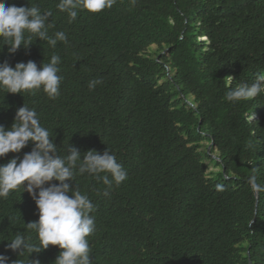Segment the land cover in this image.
<instances>
[{"label": "trees", "instance_id": "trees-1", "mask_svg": "<svg viewBox=\"0 0 264 264\" xmlns=\"http://www.w3.org/2000/svg\"><path fill=\"white\" fill-rule=\"evenodd\" d=\"M4 2L51 11L49 34L64 31L67 43L33 38L11 55L0 43V63L13 68L29 60L39 68L58 55L62 78L56 99L0 91V125L10 129L25 104L61 156L69 145L82 156L109 149L127 172L108 195L88 174L70 182L95 207L92 264H264V190L247 183L255 175L264 189V93L225 98L264 75V0H115L99 13L79 11L72 23L59 0ZM93 79L103 83L90 91ZM208 161L220 171L208 172ZM37 219L22 187L0 197L7 264H54L57 246L29 257L7 248L16 232L35 243L24 224Z\"/></svg>", "mask_w": 264, "mask_h": 264}, {"label": "clouds", "instance_id": "clouds-1", "mask_svg": "<svg viewBox=\"0 0 264 264\" xmlns=\"http://www.w3.org/2000/svg\"><path fill=\"white\" fill-rule=\"evenodd\" d=\"M114 2L115 0H59L56 7L72 23L79 11L99 13L110 8ZM51 16V11L41 12L37 6L17 7L15 4L6 5L4 0H0V43L8 46L10 55L21 47L28 49L33 44V38L46 42L52 48L58 42L67 43L64 31L49 34V29L54 27L50 22ZM60 62L61 58L53 54L49 62H44L39 68L31 60L16 63L14 68L7 61L0 63V91L32 94L42 90L50 99H56L60 94L62 79L57 67ZM102 83V79L90 80L88 88L90 91L94 90ZM261 93H264V75H258L250 85L241 82L234 88H229L225 98L236 103L247 101ZM29 142L34 146L30 152L24 153L22 159L16 157L6 164H0V197H7L11 191L20 187L30 195L36 205L38 219L24 224V227L36 234V242H28L24 233L16 232L7 242V248L18 252L19 256L27 253L29 257L52 245L60 249L54 264H92L87 237L95 230V217L90 215L95 207L78 186L72 190L70 182H75L77 175L88 174L103 182L106 186L103 194L108 195L114 186H119L127 179L126 170L109 149L102 154L96 150H88L82 156L78 148L69 145L67 154L61 156L54 140L50 138V132L41 126L35 109L24 104L17 109L10 129L6 130L0 125V158L10 152L20 153ZM247 183L254 192L264 190L257 183L255 175L250 176ZM7 262L8 257L0 255V264ZM15 264L22 262L17 260ZM28 264H40V261L28 259Z\"/></svg>", "mask_w": 264, "mask_h": 264}, {"label": "rangeland", "instance_id": "rangeland-1", "mask_svg": "<svg viewBox=\"0 0 264 264\" xmlns=\"http://www.w3.org/2000/svg\"><path fill=\"white\" fill-rule=\"evenodd\" d=\"M156 48H157L156 46H153V50H156ZM207 164L210 165V167L208 169V172H211V171L218 172V171H220L219 167L217 168L215 165H211V161H208Z\"/></svg>", "mask_w": 264, "mask_h": 264}, {"label": "water", "instance_id": "water-1", "mask_svg": "<svg viewBox=\"0 0 264 264\" xmlns=\"http://www.w3.org/2000/svg\"><path fill=\"white\" fill-rule=\"evenodd\" d=\"M211 147H212V145L209 147V150L211 149ZM213 158L216 159V160H219L220 159L219 157H217L215 155H213Z\"/></svg>", "mask_w": 264, "mask_h": 264}]
</instances>
